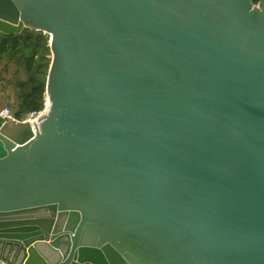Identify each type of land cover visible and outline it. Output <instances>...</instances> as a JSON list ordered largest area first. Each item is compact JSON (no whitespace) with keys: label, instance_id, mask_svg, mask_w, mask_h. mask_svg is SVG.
Segmentation results:
<instances>
[{"label":"water","instance_id":"95a60500","mask_svg":"<svg viewBox=\"0 0 264 264\" xmlns=\"http://www.w3.org/2000/svg\"><path fill=\"white\" fill-rule=\"evenodd\" d=\"M30 30L49 109L0 117V260L264 264V0H0Z\"/></svg>","mask_w":264,"mask_h":264},{"label":"trees","instance_id":"16d2710c","mask_svg":"<svg viewBox=\"0 0 264 264\" xmlns=\"http://www.w3.org/2000/svg\"><path fill=\"white\" fill-rule=\"evenodd\" d=\"M4 55L9 62L25 70L26 80L15 85L19 101L13 114L16 119L23 120L26 115L43 109L51 62L49 36L33 30L11 36L0 33V56Z\"/></svg>","mask_w":264,"mask_h":264},{"label":"rangeland","instance_id":"374dc122","mask_svg":"<svg viewBox=\"0 0 264 264\" xmlns=\"http://www.w3.org/2000/svg\"><path fill=\"white\" fill-rule=\"evenodd\" d=\"M7 58V55L0 56V107L7 106L14 114V107L19 101V92L15 85L19 81H25L26 74L23 68L17 67Z\"/></svg>","mask_w":264,"mask_h":264},{"label":"built area","instance_id":"2783aa9c","mask_svg":"<svg viewBox=\"0 0 264 264\" xmlns=\"http://www.w3.org/2000/svg\"><path fill=\"white\" fill-rule=\"evenodd\" d=\"M48 98H44V103H43V109L39 112H32L28 114L23 120H18L16 119L11 110L7 106L0 107V117L3 120H7L11 123H23V122H29L31 125L33 123H36L39 125V121L43 119V117L47 114L48 109H49V101L47 102ZM0 264H7L4 261L0 260Z\"/></svg>","mask_w":264,"mask_h":264},{"label":"bare ground","instance_id":"6f19581e","mask_svg":"<svg viewBox=\"0 0 264 264\" xmlns=\"http://www.w3.org/2000/svg\"><path fill=\"white\" fill-rule=\"evenodd\" d=\"M47 97V96H46ZM47 100V99H46ZM47 102H48V100H47Z\"/></svg>","mask_w":264,"mask_h":264}]
</instances>
